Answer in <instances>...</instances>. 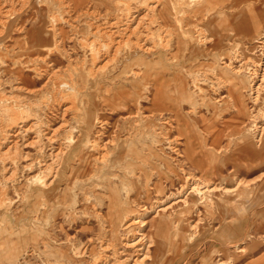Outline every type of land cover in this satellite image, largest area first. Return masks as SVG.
Returning a JSON list of instances; mask_svg holds the SVG:
<instances>
[{
	"label": "rangeland",
	"instance_id": "obj_1",
	"mask_svg": "<svg viewBox=\"0 0 264 264\" xmlns=\"http://www.w3.org/2000/svg\"><path fill=\"white\" fill-rule=\"evenodd\" d=\"M13 1L15 5L0 1V58L6 55L4 63L0 62V82L3 81L5 89H10L13 83L23 86L27 79L32 89H39L47 84L48 74H52L62 81L76 83L78 89L83 87L85 93L77 94L78 97L70 94L65 105L55 106L57 113L50 114L49 119L54 125L56 115L77 103L80 111L74 109L67 114L68 124L62 134L72 127L77 138L81 133L80 155L85 163H73L68 178L59 185L57 199H42L39 203L36 202L37 184L33 183L29 189L25 183V177L38 175V171L23 174V177L19 171L21 183L10 187L9 199L0 203V224L3 225L0 227V264H93L100 255L113 257L121 251L123 239L134 235L133 230L122 228L131 210L146 214L143 220L148 225L142 230L152 233L155 242L151 257L145 259L144 264H220L222 261L225 264H264V135L260 139L256 130L261 125L257 122L262 123L259 119L264 113V98L255 105L250 87L251 71L263 58L264 1L161 0L171 12L166 21L160 19V22L151 14V7L158 5V11L163 9L156 0H94L89 8L82 9L86 10L85 14L74 11L67 0L64 5L59 0ZM3 7L10 10L7 15L1 13L5 11ZM57 14L58 17L64 14L67 21L59 19L65 23L61 26L65 31L64 39L70 42L72 37L67 44L68 53H57L51 47L53 61L37 60L41 53L51 50L31 45L32 32L37 26L48 29L50 18ZM130 14L135 18L131 22L133 28L137 29L142 23L138 25L137 35L120 40L125 42L124 50L116 54L117 59L111 53L98 61L97 70L98 66L94 67L97 63L92 65L88 54H84L78 44L79 38L74 36L73 39L69 25L86 28L88 22L104 26L109 21L118 29ZM244 20L249 23L250 33L241 30ZM171 34L175 42L166 51L160 45L159 36L171 40ZM177 38L183 45L178 44ZM139 39H144L141 43L149 48L155 46L154 51L144 53L138 49L135 43ZM161 58L163 65L159 63ZM148 65L155 66L146 79L149 84L144 83L150 69ZM240 66L244 70L239 82L243 88L238 95V106L234 108L229 100L223 99L227 93L216 90L218 80L239 84L232 77V68ZM154 84L164 89L163 95L157 93ZM107 90L114 92L107 93ZM122 90L126 93H120ZM41 95L36 98L40 99ZM155 96L164 104L161 111H155ZM191 102L196 112L190 116ZM86 108L91 109V113L85 123ZM177 109L185 119L179 128L175 124L176 131L168 122L177 120ZM94 141L102 147L107 145V167L94 161L92 156L96 152L90 145ZM30 148L25 152L35 155V149ZM98 166L103 174L96 171ZM188 177H193L191 184L197 178L200 187L210 185L221 190L205 193L209 195L207 198L214 195V199L198 207V193H190L187 185L186 194L182 195L187 196L195 212L184 215L181 212L185 204L180 203L164 218H153L151 207L159 201L171 203L179 199L178 191L185 187ZM159 184L164 188L161 196L154 191ZM237 186V191L230 196L224 193V188L234 190ZM148 191L150 201L146 205L148 209L144 210L134 202L146 200ZM18 193L25 198H19ZM197 208L201 213L199 218ZM225 213L229 223L223 220ZM36 215L40 219H35ZM172 218L183 220L181 230L172 223ZM196 222H199L198 229H189ZM224 224L236 229L232 239L219 234ZM159 229H164L161 235L156 232ZM109 241L114 245L105 253L104 244ZM240 248L246 250L244 254L237 253ZM127 259L130 260L127 264H134L136 260L128 256L122 261ZM109 262L115 263L113 259Z\"/></svg>",
	"mask_w": 264,
	"mask_h": 264
},
{
	"label": "bare ground",
	"instance_id": "obj_2",
	"mask_svg": "<svg viewBox=\"0 0 264 264\" xmlns=\"http://www.w3.org/2000/svg\"><path fill=\"white\" fill-rule=\"evenodd\" d=\"M0 1H4L3 3L6 2V5H7V3L14 4V2H15L13 0H0ZM65 1L66 0H59L58 2L61 3L62 5H64ZM22 2H24V1H22ZM67 2H69V1L67 0ZM156 2H157V4H160L161 7L165 3V1H163L164 2L163 3V2H161V0H156ZM22 4H25V3H22ZM70 6H71V4H70ZM150 6L151 5H149V7ZM157 6H155V7L157 8ZM12 7H13V5H12ZM155 7H151V10L153 11V13H151V14L154 15V18H155L154 20H156V22L157 21L160 22V19H163V21L164 20L166 21L168 19L167 17L170 16L169 12H171L170 9L168 8V6H163V9H161V11H158V8H157V10H155ZM15 8H16V6H15ZM71 8L73 9L72 6H71ZM2 10H5V11H2L1 13L4 12L6 15L10 11L9 9H5L4 7L2 8ZM73 10L78 12L75 9H73ZM174 10H175V8H174ZM12 11H14V10H12ZM81 12H84V14H85L86 10L80 11L78 13H81ZM19 13H20V11H19ZM121 13H123V12H121ZM131 14L126 18V20H125L126 22L124 24H121L120 26L117 27L118 29H116L114 27L115 25L113 23H109V21L107 23L105 20L104 21L106 23L104 26L98 25V23L88 22L87 23L88 25L86 28H83V27L78 28V27H74L73 25H69L68 28H69V31L71 33H73V39L75 38L74 36H77V38H79L78 44H80L82 46V50H83L84 54L85 53L88 54L87 58H89L90 61H92V65H94L98 61L106 59V57H108L109 55L111 56V53H113L114 57L119 55V52H121V50H124V48H125V45H124L125 42L123 43L120 40H124L129 35L130 36L137 35V32H138L137 29L140 27V26L138 27V25H140L142 23L138 24V22H137V24H138V25L136 24L137 29L133 28L131 26V22L133 23L135 18H133V15H131ZM177 14H180V13L177 12ZM63 15H62V17L61 16L60 17L63 18L64 21H66V19L63 17ZM97 15H99V14H97ZM97 15H95V16H97ZM115 15H117V14H115ZM176 16L179 17L178 15H176ZM60 17H58V14L51 17L50 18L51 25L48 27V29H45L43 26L35 27L34 31L32 32L33 35L30 39L31 45H36L39 47H45L46 51L51 50V47H52V49H54V51L57 53L58 52L59 53H65V54L68 53L67 52V44L71 43L72 37L70 38V40H71L70 42H69V40L64 39L63 35H64L65 31H63L64 29L61 28V26L65 23H62L61 20L59 22ZM118 17H119V14H118ZM95 18H97V17H95ZM131 18H133V19H131ZM141 18H144V17H141ZM144 19H143V21H144ZM117 22H119V21L117 20ZM120 22L122 23V21H120ZM150 23L152 24V22H150ZM143 24H144V22H143ZM141 26H143V25H141ZM149 27H151V26H149ZM160 28H162V26ZM192 29H195V28L192 27ZM1 32H3V31H1ZM153 32H149V33L153 34ZM160 33H163V32H160ZM167 35H168V33H167ZM171 35H173L172 36L173 39H171V40H167L166 39L167 36H163V37L159 36L160 39L158 38L160 45L162 46V48L166 49V51L168 49H171V47L173 45L174 34H171ZM1 36H3V35H1ZM50 36L52 37V40L51 39L49 40V38H51ZM154 36H156V35H154ZM141 38H143V37H141ZM128 39H130V38H128ZM142 40L144 41V39H142ZM142 40H140V39H139V41L137 40L135 43L136 45L135 44L134 45L137 46L138 49L142 50V52H144V53H149L150 51H154L153 48L155 46L153 47L150 45L151 47L149 48L145 44L141 43ZM177 42L179 45L183 43L181 40H178V38H177ZM154 43H153V45H156ZM261 43H262V47H263V50H262L263 51L262 52L263 58L259 62V64L256 66V69H252V71H251L252 72L251 73L252 79L250 80V83H251L250 87H251V92L254 95L253 100H254L255 105H258L260 103V101L264 98V38H262ZM127 44H128V42H127ZM158 44H157V46H158ZM134 45H131V46H134ZM20 46H22V44ZM169 54L172 55L173 53H169ZM5 56L2 55V58H0V62L2 64L5 61L4 60ZM53 56H54L53 51L51 50V51L41 53L40 56L37 58V60H40V61L43 60V62L48 61V60L53 61V60H51ZM115 59H117V57H115ZM111 60H112V58H111ZM111 60L109 61L110 63H111ZM159 63H160V65L164 64L163 58L160 59ZM29 65H31V64H29ZM98 65H99V63H97L94 67H97ZM70 66H72V64ZM148 66L150 68V65H148ZM99 68L100 67L98 66L97 70H99ZM135 73L136 72H134L133 75ZM243 74H244V70L241 66L232 68V77H233V79L238 81V83L240 82V77H242ZM48 75H49V78H48L47 84H45L44 86H42V88H39V89H32L31 88L32 83H31V81H29L27 79L25 80V82H23L24 83L23 86H15V83H13L14 85L12 84V87L10 89H5L3 87L4 85H2L3 81L0 82V203L1 204L3 202H6L7 199H9L7 195L9 193L10 187L19 185L21 183L20 177H19V171H20V173H22V177H23V174H28L34 170L38 171V175H35L33 177H29V178L25 177V179H26L25 183H26V186H28V188L33 183L37 184L38 189L36 190V192L38 193V197L36 195V202L39 203L42 199H45L46 201H50L49 199H57V194H58V191L60 188L59 185L62 184L63 182H65V180L68 178L67 174H68V171L72 170L71 166L73 165V163L75 161H79L80 164L85 163L84 158L80 155L81 154L80 151H81V147H82V143H83L82 140L80 139V137L82 136V135H80L81 133L79 132V137L77 138L76 135L74 134V128L72 127L69 131L65 132V134H62V132L65 131V128L68 124L66 121L67 114L70 111H73L74 109L77 111H80V108L77 106V103L74 102L72 105H70V107H66V108H64L65 107L64 106L63 107L64 109L59 114V116L56 115L54 117L56 119L55 120L56 123L54 125H52V120L49 119L50 114L53 115L54 112L57 113L55 106L62 107L64 102L68 98H70V96H69L70 94H74L75 96H77V94L85 93V91L82 92L83 87L82 88L80 87L81 89L80 88L78 89L76 83H74L72 81H66V80L62 81V79L57 78V75L56 76H52V74H48ZM48 75H46V76H48ZM148 77L149 76L145 77L144 83H148V82H146L148 80ZM74 80H76V82H78L77 79H74ZM220 81L223 82L222 80H218V85H217L218 89L216 90V92L220 91V90H224L227 93V95L225 97H223V99L229 100L228 103L230 105H232L234 108H236L238 106L237 101H239V96H238L239 92L243 88L242 83H239L240 85L237 83L234 85L231 82H230V84H228L227 81L226 82L224 81L223 83H221ZM33 82H35V81L33 80ZM154 85L158 87V88L156 87L157 93L160 92V95H163L164 89H162L157 84H154ZM79 86H80V84H79ZM85 88H87V87H85ZM7 90H11V91L8 92ZM112 92H114V90H107V93H112ZM41 94H43V95H41ZM40 95H41V98L37 99L36 97L37 96L40 97ZM165 100H167V99H165ZM74 101H75V99H74ZM107 102H109V101H107ZM160 103L161 102H159V97L155 96L154 103H153V105L156 109L155 111H158V109L160 111L164 109V104H160ZM87 104L89 105V101H87ZM190 105H191V111L188 112V115L193 114L194 111L196 112V110L193 106L194 103L191 102ZM59 107H57V109ZM177 110H178V112H176L177 114L175 115L177 120H172V121L168 120L169 121L168 124H170L169 127L175 128L176 131H177L176 127L179 128L185 119L184 116L180 115L181 110L180 109H177ZM90 113H91V109L86 108V114L85 115L83 114V116H84L83 118H84L85 123H86L87 119L89 118ZM152 113H154V112H152ZM161 115H163V114H161ZM76 116H79V112L76 114ZM260 117L261 118L259 120H261L262 123L257 122L258 124H261V125L257 126L256 130L259 134V138L261 139V137L264 135V113H261ZM253 118H255V117L253 116ZM96 121H99V120L96 118ZM175 124L177 125L176 127H175ZM56 125H58V126H56ZM90 145L93 148V151L96 152L92 156V157H94V161L96 163L99 162V164H100L99 166H101V165L106 166L107 165L106 160H107V157L109 154L108 152H107L108 154L106 153V149H107L106 146L107 145H104L103 146L104 148H103L102 145H100L97 141L91 142ZM29 147H32L33 149H35V151H36L35 155H33L32 153H29V152H25V149H27ZM32 148H30V149H32ZM93 151H91V152H93ZM180 152H181V149H180ZM99 166H98V168H96L99 171L98 170H96V171L97 172L103 171V169L100 168ZM190 177H188L186 179L187 183H186L185 187L183 186L180 189L181 191L180 190L178 191V194L180 195L179 199H177L171 203L159 201L158 203H156L157 205H155V207H153V206L151 207L152 211H153L152 213H154L153 218H155V217H159V218L163 217L164 218L166 216V213H168L171 210L173 211V209L176 206H178V204H180V203L185 204L184 205L185 209L183 212H181L184 215L188 216V215L192 214L193 212H195L193 208H192L193 210L190 208V204L188 203L187 196L184 197V195H182V193L186 194L187 187H189L188 189H190V193H194L197 191V193H198L197 202L200 203V204L196 205L198 207L201 204H204L207 201L214 199V195L207 198L209 195L207 196L205 193L209 192L208 194H213L214 192L221 190V188H219V187H215V186L209 187L210 185L209 186L206 185L205 187H203V186L200 187L198 185L199 183L197 184V180H198L197 178H195L196 180L193 181V183L191 184L190 181H192L193 177L192 178H190ZM200 181H201V179H200ZM202 182H204V181H202ZM240 183H242V182H240ZM238 187L239 186H237L236 189H234V190L233 189H227L226 190L224 188V193L228 194V195L232 194L235 191H237ZM16 189H17L16 191H18V188H16ZM163 190H164V188L162 187L161 184L156 185V187L154 188V191L157 192L159 196H161ZM221 192H223V191H221ZM17 196H19V198H21V199H23V197H24L22 194H19V193ZM150 196H151L150 191H148L145 193L146 200L143 201L142 199H140V200L135 201L134 204L138 205L139 208H144V210H147L148 208L146 207V205L150 201ZM28 200H29V197H28ZM33 200H34V198H33ZM10 201H11V198H10ZM142 204L145 206H141ZM213 204H215V202ZM43 205H44V203H43ZM181 205H183V204H181ZM196 206H194V207H196ZM45 209H47V208H45ZM196 212H197L196 217L197 218L201 217L200 216L201 213L199 212V208H197ZM128 213L126 214V218L124 219V223H123L122 228L124 230H133L134 235L131 238L126 236L125 239H123L124 244H123L121 251L118 250L116 252V254L113 255V257L112 256L108 257L106 255H100L97 259H95L93 261V264H111V262H109L110 259H113L115 262L112 264H125V263L127 264V263H129L130 260L127 259V260L122 261V258L123 257L128 258V256H130L133 259V261H134V259H136L134 264H137V263L144 264L145 259H150L151 254H152L151 248L154 246L155 242L153 241V237L151 235L152 233H150L149 231L146 232L144 229L142 230V228H145V226L148 225V223L145 220H143V217L146 214H141L139 212L135 213L134 210H131L130 214H128ZM41 215H44V213ZM223 217H225V218H223V220L227 222L229 219L228 218L229 216H227L225 213V215H223ZM35 219L38 220V219H40V217L38 215H36ZM177 220L175 218H172V223L177 224L178 229L181 230V228H183V220L182 219L179 221H177ZM198 220L201 221V219H198ZM227 223H229V222H227ZM198 225H199V222L191 224L189 229H191L192 231L197 230ZM138 226H140V227L137 228ZM0 227H3V225L0 224ZM136 229H139V230H136ZM219 230H221L219 232V234L225 232V234H228L231 236L236 235V229H234V226L231 224H227L225 227L222 225L221 229H219ZM163 231H164V229L163 230L159 229L156 232L159 235H161V233ZM111 232H114V231H111ZM166 232H167V227H166L165 233ZM240 238H242V237H240ZM104 242H105V240H104ZM104 245L106 247L104 246L105 248L103 249V252L106 253V251H108L111 247H113L114 244L109 241L108 244H104ZM245 251L246 250L244 248H240V250L237 253L238 254H244ZM77 256H80V254ZM151 260H152V258H151ZM220 264H225V263H224V261H222V262H220Z\"/></svg>",
	"mask_w": 264,
	"mask_h": 264
},
{
	"label": "crops",
	"instance_id": "obj_3",
	"mask_svg": "<svg viewBox=\"0 0 264 264\" xmlns=\"http://www.w3.org/2000/svg\"><path fill=\"white\" fill-rule=\"evenodd\" d=\"M69 1V3L71 4V6L73 7V9H75V10H77L78 12H80V11H83L82 9H87V8H89L91 5H92V3H93V1L94 0H68ZM258 1H264V0H258ZM241 30L242 31H244V32H246V33H250L251 32V29H250V26H249V23L246 21V20H244V22H243V25H241ZM51 38H49V40H50ZM140 58H142V57H140ZM143 58H145V57H143ZM146 58H148V57H146ZM155 67V66H154ZM154 67L153 68H150L149 70H148V76H150V74H151V71L153 72V69H154ZM110 78V77H109ZM108 79V78H107ZM107 79H105V80H107ZM149 84V83H148ZM120 93H126L125 91H120ZM160 101V100H159ZM105 104H106V102H105ZM107 106H108V104H106ZM109 106L111 107V106H114L113 104H109ZM227 224H224L223 226L225 227ZM220 235H225V236H229L231 239L234 237V236H231V235H228V234H225V232H223V233H220ZM216 239V238H215Z\"/></svg>",
	"mask_w": 264,
	"mask_h": 264
}]
</instances>
